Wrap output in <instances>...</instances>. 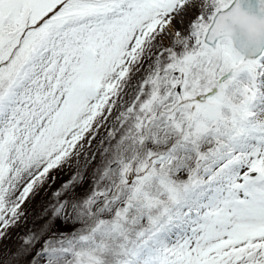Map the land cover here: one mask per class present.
Returning a JSON list of instances; mask_svg holds the SVG:
<instances>
[{
  "label": "snow or ice",
  "instance_id": "6c2138e0",
  "mask_svg": "<svg viewBox=\"0 0 264 264\" xmlns=\"http://www.w3.org/2000/svg\"><path fill=\"white\" fill-rule=\"evenodd\" d=\"M0 264H264V0H0Z\"/></svg>",
  "mask_w": 264,
  "mask_h": 264
}]
</instances>
